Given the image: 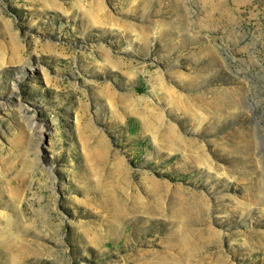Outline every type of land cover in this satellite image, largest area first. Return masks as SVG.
<instances>
[{"label": "rangeland", "instance_id": "1", "mask_svg": "<svg viewBox=\"0 0 264 264\" xmlns=\"http://www.w3.org/2000/svg\"><path fill=\"white\" fill-rule=\"evenodd\" d=\"M0 264H264V0H0Z\"/></svg>", "mask_w": 264, "mask_h": 264}, {"label": "bare ground", "instance_id": "2", "mask_svg": "<svg viewBox=\"0 0 264 264\" xmlns=\"http://www.w3.org/2000/svg\"><path fill=\"white\" fill-rule=\"evenodd\" d=\"M175 137H176V136H174V138H175ZM201 157H202V156H201ZM153 190H154V189H153ZM201 203H202V202H201ZM198 207H199V206H198ZM201 207H202V206H201ZM155 213H156V212H155ZM175 220H176V219H175ZM187 221L189 222V218L186 219V223H187ZM186 225H187V224H186ZM178 226H179V225H178ZM180 235H181V234H180ZM183 235H184V234H183ZM181 236H182V235H181ZM181 236H179V240H180V237H181ZM185 237H186V236H185ZM173 239H174V238H173ZM181 239H182V238H181ZM183 239H184V236H183ZM185 239H186V238H185ZM175 240H176V239H175ZM186 240H187V239H186ZM180 242H181V241H180ZM183 242H184V241H183ZM175 244L178 245L177 243H175ZM181 244H182V243H181ZM184 244H185V243H184ZM183 246H184V245H183ZM177 247H178V246H177ZM183 248H184V247H183ZM185 249H186V245H185ZM181 250H182V249H181ZM178 251H179V250H178ZM187 251H188V249H187L186 252H184V253L188 254ZM190 253H191V252H190ZM192 253H193V252H192ZM192 253H191V254H192ZM188 256H189V254H188Z\"/></svg>", "mask_w": 264, "mask_h": 264}]
</instances>
